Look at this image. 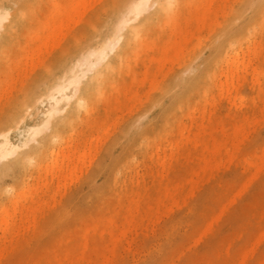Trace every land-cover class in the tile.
Masks as SVG:
<instances>
[{
  "label": "rangeland",
  "instance_id": "obj_1",
  "mask_svg": "<svg viewBox=\"0 0 264 264\" xmlns=\"http://www.w3.org/2000/svg\"><path fill=\"white\" fill-rule=\"evenodd\" d=\"M71 1L61 0V17H66L65 13L70 12L68 8ZM106 1H110V4L117 2ZM154 1L161 3L165 0H152ZM105 2L97 5L96 9L87 8L86 13L82 12L83 15L80 13L81 18L77 17L80 19L79 25L71 24L69 29H63L62 34H67L59 35L62 42L59 36L53 37L57 38L55 42L49 36L54 32L51 29L55 26L52 18L54 0H0V8L13 14V23L9 22L10 38L6 40L5 47L0 49V73L3 68L6 72L0 74V85L5 81L0 88L4 90L9 80V85L16 80L12 88L8 84L6 87L11 88L12 93L6 88L4 93L0 90L1 96L3 94L0 99V134L10 130L12 141L18 144L25 139L33 125L41 123V114L45 112L48 102L37 100L43 96L51 74L58 72L62 64L71 57L70 51L74 45L85 39L90 27L96 22L100 23L108 14ZM239 2L191 0L180 7L170 22L158 21V24L156 21L144 36L145 43L141 41L127 66L115 78L113 86H108L95 97L88 112L81 108L71 125L61 127L64 129L61 131L62 137L41 152L44 155L41 164H36L34 160L25 161L28 156L33 157L34 148L40 147L39 141L44 142L51 134V125L41 131L37 142L31 141L19 151L16 157L19 156L22 160H14V157L10 159V166L6 165L7 162L0 163V187L4 188L0 192L1 213L5 208H10L9 212L13 213V207L20 201L15 202L13 199H22L19 191L22 190L23 193L24 187L28 189L24 190L27 202L26 199L22 200L18 203L21 207H15L18 210L16 234L4 238L2 230L0 231V248L5 250L1 252L3 255L0 254V264H264V26L249 31V36L241 45H234L235 49H241V60L249 63L250 73L246 78L242 77L240 84L233 88L230 86L231 93L230 90L227 93V84L222 85L228 81L225 80L228 66L223 61L224 58L220 60L215 57V72L208 79L205 78L207 75L201 78L214 59L209 58L210 48L206 40L214 31L221 29L228 13L237 8ZM147 6L149 9L153 3ZM250 22L248 18L238 20L239 24L247 27ZM29 34H34V38ZM232 35L231 33L230 37ZM46 36L50 38H47L48 41L52 39L54 43L60 44L52 48L49 43L53 41L48 42ZM42 40L48 42V49L44 45L42 51H37L41 52L35 54L39 56L36 57L38 60L35 55L30 57L29 50L35 44H42ZM253 42L258 46L256 53L255 50L249 52L247 48L250 44L253 47ZM18 59L22 63L17 62ZM24 60L26 63L28 61L27 65ZM22 64L29 69L24 67L28 70H21ZM253 66L260 74H254L257 70L254 71ZM20 70L22 73L18 72ZM181 74L187 80L197 77L199 81L188 92H181L178 98L174 97L175 93L167 92L165 99L159 103L162 91L171 79H179ZM220 85L223 87L220 88ZM8 95L10 96L7 97ZM181 98L180 102H175V99ZM70 106L73 108V104ZM62 119L63 115L55 119L53 124L61 123ZM244 135V138L241 137ZM67 136L69 141L72 138L73 143L67 141ZM181 136L185 137L184 145L175 150L174 160H170L165 169L162 168L159 164H162L163 158L156 159V152L159 148L163 150L169 142L179 140ZM85 142L87 147H83ZM69 143L71 146L76 144L77 148L71 147ZM65 144L68 146L65 147ZM64 148H68V151H63ZM52 149L56 154L58 150V156L55 152L53 154ZM72 150L75 153L70 155ZM76 150L77 153L85 150V156L80 161L76 157L79 159L83 153L78 156ZM51 151L52 156L49 153ZM67 152H70V159ZM62 154L67 157L66 161L63 158L64 161L59 162ZM75 154L76 157L73 158L76 159L73 160L72 156ZM55 156L59 159L54 160ZM51 159L53 160L50 161ZM248 159L255 163L258 161V167L253 169ZM76 160L82 163L78 164L79 169L71 172L73 165L77 164ZM47 161L50 166L51 162L54 161L55 164L58 161L52 167L55 170L57 165L60 169L62 166L64 173L62 169L60 173V169L58 173L56 170L53 172L49 165L46 170ZM81 164L84 167L80 168ZM39 166L46 168L43 170ZM184 166H187L186 169ZM46 171L57 175L63 173L64 179L61 175L56 177ZM39 175L47 180L49 186L44 184L47 182ZM60 177L66 185L61 183ZM57 182L63 186L61 189ZM38 183L40 191L36 187ZM33 186L36 187V192L39 191L38 195ZM53 191L57 194L54 192L56 199L53 198L54 194L53 197L51 195ZM18 192L20 195L15 196ZM31 195L37 205L41 204V208L35 206L33 199L30 200ZM137 199L141 200L136 201ZM12 201L16 203H13L14 206ZM34 206L39 207L40 212L39 208L33 209ZM20 208L23 209L22 214ZM5 212L0 213V220ZM30 212L31 215L34 212L38 219L37 228L33 226L34 222L30 218L34 214L31 216ZM19 214L23 222L22 218L19 219ZM26 215L31 216V222L24 220ZM23 223L26 227L20 230ZM23 227L22 225L21 228ZM243 259L244 262L241 263Z\"/></svg>",
  "mask_w": 264,
  "mask_h": 264
},
{
  "label": "bare ground",
  "instance_id": "obj_2",
  "mask_svg": "<svg viewBox=\"0 0 264 264\" xmlns=\"http://www.w3.org/2000/svg\"><path fill=\"white\" fill-rule=\"evenodd\" d=\"M95 1V2H94ZM106 0H72L70 2V7L68 8L70 10V12L72 13H65L66 17L62 15H60L61 13V9H62V6H61V0H54V5H53V19H54V22H55V26H52L54 27L53 30L54 32L51 34L52 35H49L50 33L48 32L47 35L51 36L50 38H53V37H58L60 34H62L63 32V29H69L71 24H73L74 26H78L79 25V22H80V19H77V17H80L81 18V15L80 13H86V10L87 8L92 10V9H96V6L97 5H103L104 2ZM191 0H165L164 2H157V1H154L152 2V0H117V2L115 4H110V1H106L105 2V7H106V11L108 12V14L105 16V18L100 22H96L94 23L91 27H90V30L87 34V36L85 37V39H83L82 41H79L77 42L75 45H74V48L70 51V55L71 57L68 58L67 61H65L60 70L58 72H53L51 74V77H50V80L48 82V85H47V88L45 89L44 93H43V96H41L37 102H44L45 100H47L48 102V105H47V108L45 110V112L42 115V119H41V123L37 124V125H33L29 130V133L27 134V136H25V139L21 141V143H14L10 137V133L11 131L10 130H7L5 132H2L0 134V163L1 162H7L6 165L9 164V166L12 164V158L15 157L14 160H22L21 158L16 157L19 153V151L21 149H23L24 147H27V145L30 144V142L34 141V142H37V138L39 135H41V131L50 126L52 127V132L50 135H48V138L44 139L43 141L44 142H41L39 141L40 143V147L39 146H36L34 148V155L33 157L31 156H28L27 157V161L25 162H34L36 164H41V161L43 160L44 158V155H41V152L43 153L46 149V147L48 148L49 145L53 144L56 140L60 139L62 137V133L61 131H63L64 129H61V127H65V126H69L72 124L73 122V119L74 117L76 116L77 112L81 109V108H84L86 109V111L88 112L90 109H91V105H92V101L95 99V97H97V95L101 94L108 86L112 85L113 86V83H114V80L115 78L117 77L118 74H120V72L125 68V66H127L126 64H128V62L131 60V57L134 55V53L137 51V49L139 48V45L141 43V41L143 40L144 36L146 35V33L148 32L149 28L155 24V22L157 21H160V22H163V23H166V22H170L171 19L177 14V12L179 11L180 7H182L184 4L186 3H189ZM239 4L237 6V8L233 9L232 12L228 13V16L226 18V21H225V24L221 27V29H218L216 31L213 32V34L206 40L208 41L207 42V45L208 47L210 48V57L209 58H212L214 57V59H212L210 61V65L205 69V71L202 73V76L201 78H204L206 75L205 78L207 77H211L210 75H213L212 73L215 72L216 70V62H214L217 58L218 59H223V61H226V65L228 66V69H227V79H225L227 82L226 83H222V85L224 86V84H227L226 85V90H227V93H228V90H230V86L233 88V86L235 87L236 84H240L241 82V79L242 77H247L246 75L248 73H250V66H249V63L247 64L246 61H242L241 60V55H240V51L241 49L237 50L234 48V45L236 44H239L241 45V43H243L247 37L249 36V31L251 30H254L255 28L257 27H261V26H264V0H239ZM205 2V1H204ZM213 2V1H212ZM211 2V4H212ZM68 3V2H67ZM150 3H153V6H151L149 9H147V5H149ZM210 3V2H209ZM64 5V4H62ZM189 5V4H188ZM204 5V3H203ZM90 7V8H89ZM151 8L152 11L148 12L147 14H145L147 11H149ZM9 9V8H8ZM82 13V15H83ZM85 15V14H84ZM13 14L11 11L7 10V9H4V8H0V49L4 48L5 47V44H6V40L8 38H10V35H9V25H10V21L11 18H12ZM50 16V15H49ZM50 18V17H48ZM84 18V16H83ZM245 18H248L250 22V26L247 27L245 25H242V24H239L238 23V20H244ZM85 21V20H84ZM4 22H7L4 24ZM13 23V21H12ZM11 23V24H12ZM159 24V22H158ZM48 26H51V25H48ZM160 27V26H159ZM158 27V28H159ZM4 28V29H3ZM157 28V27H156ZM3 29V31H1ZM37 29V28H36ZM43 29V27H42ZM154 29V28H153ZM50 30V29H49ZM35 33V32H34ZM233 34L232 37H230V34ZM31 34V33H30ZM29 34V36H30ZM37 34V33H36ZM64 35L67 34V33H63ZM62 34V36H63ZM34 34H32V36H30L32 39L34 38L33 37ZM28 36V34H27ZM49 36L47 37L46 36V40L47 38L50 40ZM60 37V36H59ZM66 37V36H65ZM55 40V42H57V38H53ZM37 40V38L35 39ZM59 40H61V37L59 38ZM255 40V39H254ZM48 41V40H47ZM45 41L42 40L41 43L42 44H39V45H34L33 48H31L29 51L30 53L28 54H31V56L35 55V54H40L41 52H37L38 50L42 51V48L44 45H47L48 42H51L53 41L51 39V41ZM62 42V40H61ZM144 42V40H143ZM54 43V41L52 42ZM49 43L51 44L52 48H54L55 46L59 45L60 42L57 43ZM145 43V42H144ZM147 43V42H146ZM48 44V45H49ZM253 44V47H251L250 45H247V48H249V52H251V50H255L252 51V53H256L257 51V47L254 42L252 43ZM29 45V44H27ZM48 45L44 48H46V50L48 49ZM146 45V44H145ZM260 46V44H257ZM41 46V47H40ZM26 47V46H25ZM24 47V48H25ZM28 47V46H27ZM51 48V49H52ZM234 48V50L232 49ZM243 48V47H242ZM10 50V49H9ZM28 50V49H27ZM45 50V49H44ZM45 50V51H46ZM53 50V49H52ZM145 50V48H144ZM243 51V50H242ZM37 52V53H36ZM244 52V51H243ZM242 52V53H243ZM248 52V55L250 54ZM244 54V53H243ZM11 56V55H10ZM19 55H17L18 57ZM24 56V55H22ZM27 56V54L25 55V57ZM29 56V55H28ZM13 57V56H12ZM35 58L36 57H39V56H34ZM216 57V59H215ZM255 57V56H254ZM24 58V57H22ZM29 58V57H28ZM21 59V57H20ZM18 59L17 62H21L22 60ZM38 60V58H36ZM252 59V58H251ZM255 59V58H254ZM20 60V61H19ZM27 60V59H26ZM31 60H33V57L31 58ZM36 60V61H37ZM164 60V59H163ZM253 60V59H252ZM15 62V63H17ZM24 64L27 65L26 61L24 60ZM31 62V61H30ZM39 63V61H37ZM164 62V61H163ZM214 62V63H213ZM253 62V61H252ZM7 63V62H6ZM22 63V62H21ZM213 63V64H212ZM30 64V63H29ZM35 64V63H34ZM1 65V63H0ZM14 65V64H12ZM224 65V64H223ZM252 65V64H251ZM2 66V65H1ZM18 66V65H17ZM23 67V64L21 65ZM20 66V67H21ZM31 66V65H30ZM33 66V64H32ZM31 66V67H32ZM37 66V65H36ZM226 66V67H227ZM13 67V66H12ZM21 67V68H22ZM25 67V66H24ZM21 69V70H26V69ZM30 67V68H31ZM255 67V66H253ZM25 68H28V67H25ZM224 68V66H223ZM5 69V68H3ZM2 69V72H5V70ZM20 69V68H19ZM29 69V68H28ZM27 69V70H28ZM191 69V68H190ZM189 69V70H190ZM225 69V68H224ZM18 71V72H21ZM26 70V71H27ZM192 70V69H191ZM222 70V69H221ZM253 70H257L256 67L255 69L253 68ZM1 71V69H0ZM146 71V70H145ZM224 71V70H222ZM253 71V72H254ZM2 72L0 74H2ZM17 72V71H16ZM25 72V71H23ZM8 73V72H7ZM22 73V72H21ZM27 73V72H26ZM156 73V72H155ZM187 73V72H185ZM222 73V72H221ZM260 74L259 70H257V72L255 71L254 74ZM6 74V72H5ZM17 75H20V73H16ZM15 74V75H16ZM14 75V73H13ZM12 75V76H13ZM23 75V74H22ZM1 76V75H0ZM8 76V75H7ZM216 76V75H215ZM6 77V76H4ZM19 77V76H17ZM214 77V76H213ZM200 78V79H201ZM173 79V78H172ZM168 83V86L162 91V97L159 99V103H161L164 99H165V94L167 92H169L170 94H174V97H180L181 95V92L182 93H186L188 92L190 89H192L191 87L197 83V81H199V78H192V79H189L187 80L185 75L184 74H181L180 78H176V79H173ZM208 79V78H207ZM206 79V80H207ZM9 80V79H8ZM7 80V81H8ZM15 81V82H14ZM12 81V84L13 82L16 83V80ZM11 82V80H9V83L8 86H11L12 88V84L9 85ZM5 83V81H4ZM3 81H2V85L0 86H3ZM204 83V82H203ZM217 83V82H216ZM219 83V84H221ZM7 84H6V87H7ZM16 85V84H15ZM220 85L219 87L221 88ZM5 86V85H4ZM222 86V87H223ZM5 87V88H6ZM2 88V87H1ZM0 90H3V88ZM4 88V90H6ZM9 88V87H8ZM7 89L9 90L10 92L12 91V89ZM1 91V92H6V91ZM221 90H224V88H222ZM192 91V90H191ZM208 91V90H207ZM232 89L230 90V93H231ZM0 92V93H1ZM222 92V91H221ZM12 93V92H11ZM125 93V92H124ZM223 93V92H222ZM6 95V94H5ZM11 95V94H10ZM10 95H8L7 97H9ZM128 95V94H127ZM3 96V94H2ZM2 96L0 94V99H2ZM184 96V95H183ZM212 96V95H211ZM6 97V96H4ZM130 97V96H129ZM223 97V96H222ZM15 99V98H14ZM182 100L181 99H175V102L178 103ZM157 102V103H158ZM22 103V102H21ZM215 103V102H214ZM73 104V108L70 106ZM111 104V103H110ZM119 104V103H118ZM117 104V105H118ZM121 104V103H120ZM119 104V105H120ZM107 105V104H105ZM104 105V106H105ZM188 106V105H187ZM71 107V108H70ZM119 107V106H117ZM212 107V106H211ZM180 108V107H179ZM214 108H216L214 106ZM213 108V109H214ZM117 109V108H116ZM206 110V109H205ZM210 111V110H209ZM86 112V113H87ZM204 112H202L203 114ZM206 113V111H205ZM190 114V113H189ZM61 115H63V119H62V122L59 123V122H56L55 124H53L54 120L55 119H58L61 117ZM217 115H219L217 113ZM211 116V114H210ZM209 116V117H210ZM144 117V116H143ZM142 117V118H143ZM20 122H23L20 121ZM169 122V121H168ZM234 122V121H233ZM139 123V122H138ZM234 124V123H233ZM20 125V124H19ZM18 125V126H19ZM240 126V125H239ZM48 129V128H47ZM185 129V128H184ZM183 129V130H184ZM218 129V128H217ZM200 130V129H199ZM204 130V129H203ZM121 132V131H120ZM123 132V131H122ZM199 132V131H198ZM210 132V131H209ZM78 133V131H77ZM72 134V133H71ZM74 134V132H73ZM72 134V136H73ZM195 134V133H194ZM225 134V133H224ZM227 134V133H226ZM239 134V133H238ZM76 135V134H75ZM243 135V133H242ZM247 135V134H246ZM246 135L244 136H241V137H245ZM239 136V135H238ZM68 137V136H67ZM236 137V136H235ZM146 138V137H145ZM69 141V137L67 138ZM70 139L72 140V138L70 137ZM188 139V137L186 138ZM234 139H237V138H234ZM242 139V138H240ZM63 140V143H64V138L62 139ZM70 140V141H71ZM142 140V139H141ZM195 140V139H194ZM243 140V139H242ZM69 141V142H70ZM82 141V140H81ZM206 141V139H205ZM227 141V140H226ZM236 141V140H235ZM240 141V140H239ZM20 142V141H19ZM62 142V141H61ZM72 142V141H71ZM75 142V141H74ZM219 142V141H218ZM217 142V143H218ZM234 142V141H233ZM73 143V142H72ZM75 143H79V142H75ZM185 143V137L184 136H181V138H179V140H176V141H171L169 142L165 148L163 147V150L161 148L158 149V152L157 153V157L156 159H161L163 158V160L161 161L162 164H159V165H162V168L165 169V167L167 166V164L169 163V161H173L174 159L173 156H174V152L175 150H177L179 147L183 146ZM212 143H215L214 141ZM220 143V142H219ZM218 143V144H219ZM67 144V143H66ZM65 144V145H66ZM80 144V143H79ZM87 143L85 142L84 146L86 145ZM198 144V142H197ZM216 144V143H215ZM214 144V145H215ZM239 144V143H238ZM62 145V144H61ZM69 145L71 146V144L69 143ZM212 145V146H214ZM231 145H234L231 144ZM236 145V144H235ZM60 146V145H59ZM68 145H66L65 147H67ZM78 146V145H77ZM82 146V145H80ZM71 147H76V144H74V146H71ZM70 147V148H71ZM82 147V148H83ZM87 147V145H86ZM232 147V146H231ZM235 147V146H234ZM58 148V147H57ZM62 148H63V145H62ZM69 148V149H70ZM77 148V147H76ZM217 148V147H215ZM230 148V147H229ZM228 148V150H229ZM66 148L63 149V151H65ZM68 149V148H67ZM66 149V151H68ZM79 149V148H78ZM84 149V148H83ZM157 149V148H156ZM198 149H201V148H198ZM197 149V150H198ZM236 149V148H235ZM264 149V148H263ZM53 150V149H52ZM71 150V149H70ZM69 150V151H70ZM86 150V149H85ZM84 150V152H85ZM204 150V149H203ZM234 149H232V152H233ZM50 151V150H49ZM59 151H61V149H59ZM73 151V150H72ZM71 153L70 152H67V157H68V154L70 153V155H73V153H75V149L74 151ZM83 151V150H82ZM172 152V154H168L169 152ZM179 151V150H178ZM231 151V150H230ZM264 151V150H262ZM55 150H53V154H54ZM83 153V155H81L82 153H80V150H79V153H77V150H76V153L78 154V156L81 155V157L78 159V157H76V154L74 156H72V159L75 160L77 158L78 161H80V159H82V157L85 156V153ZM255 152V151H254ZM50 155L52 156V151L49 152ZM62 153V151L60 152ZM66 153V152H65ZM225 153V152H224ZM57 154H58V150H57ZM55 152V155L58 156ZM154 155V153H152ZM177 154V153H176ZM195 154V153H194ZM227 154V152H226ZM230 155H233L231 154V152L229 153ZM256 154V153H255ZM264 154V152H263ZM64 154H62V158L61 160L59 158H56V156L53 158L55 160H58L59 159V162L60 161H64L63 158H65V161H66V158L65 156H63ZM66 155V154H65ZM69 155V156H70ZM61 156V155H60ZM188 156V155H187ZM228 156V155H227ZM25 157V156H24ZM73 157H76V158H73ZM153 157V156H151ZM216 157V156H215ZM229 158H231V156H228ZM251 157V156H250ZM249 157V158H250ZM26 158V157H25ZM71 158V156H70ZM68 157V159H70ZM133 158V157H132ZM228 158V159H229ZM245 158V157H244ZM243 158V160H244ZM53 159H51L50 161H52ZM154 159V158H153ZM216 159V158H215ZM234 159V158H233ZM19 160V161H20ZM26 160V159H24ZM34 160V161H33ZM77 160L75 162H77ZM197 160V159H196ZM195 160V161H196ZM249 160V159H248ZM83 161V160H82ZM221 161V160H220ZM230 161V160H229ZM239 161V160H238ZM15 162V161H14ZM54 162V161H53ZM52 163V165L50 166V164L48 163V161L46 162V170L50 167H55L56 164H58L56 161L55 164ZM69 162V160H68ZM71 162V161H70ZM74 161H72L73 163ZM74 162V163H75ZM88 163V161H85ZM90 163L92 162L91 160L89 161ZM241 162V161H240ZM48 163V164H47ZM66 162H64L65 164ZM73 163V164H74ZM82 163V162H80ZM79 162H77V167L76 165H73V169L70 170L71 172L74 170V169H79V165L80 164ZM89 163V164H90ZM139 163V161H138ZM249 165L251 167H253V169H255L256 167H258L259 165V162L256 161L255 162H251L249 160ZM35 164V165H36ZM54 164V165H53ZM83 164H84V161H83ZM86 164V163H85ZM88 164V165H89ZM218 164V162H217ZM243 164V163H242ZM44 163L41 165L43 166ZM49 165V167H48ZM67 165V164H65ZM91 165V164H90ZM178 165V164H177ZM207 165V164H205ZM241 165V164H240ZM32 166V165H31ZM72 166V165H71ZM71 166H70V169H71ZM87 166V164H86ZM30 167V166H29ZM38 167V166H37ZM43 167V168H44ZM52 167L51 170H54V168ZM61 169H62V166H60ZM69 167V165L67 166ZM76 167V168H74ZM84 166H82L81 164V167L82 168ZM149 167V166H148ZM185 169L187 166H184ZM193 167V166H192ZM207 167V166H206ZM217 167V166H215ZM39 168L43 169L42 167L39 166ZM38 168V170H39ZM45 168L43 170H45ZM86 168V167H85ZM190 168V167H188ZM208 168V167H207ZM213 168V167H212ZM30 169V168H29ZM40 169V170H41ZM58 169V170H57ZM57 169L55 168L56 172L59 171V166L57 165ZM61 169L59 171V173L61 172ZM65 169H69V168H66ZM50 170V169H49ZM48 170V171H49ZM55 170L53 172H55ZM63 173H64V167L62 169ZM189 170V169H188ZM259 170V169H257ZM37 171V170H36ZM48 171H46L48 173ZM76 171V170H75ZM83 171V170H82ZM87 172V168L85 170ZM51 172V171H50ZM53 172L51 173H48V174H52ZM65 172H68V171H65ZM153 172V171H152ZM158 172V171H157ZM260 172V171H259ZM40 173V172H39ZM45 173V174H47ZM58 173V172H57ZM57 173H53L55 174L54 176H62V174H58ZM159 173V172H158ZM31 174V173H30ZM153 174V173H152ZM256 174V171L255 173ZM36 175V174H35ZM41 175V173H40ZM39 175V176H40ZM159 175V174H157ZM184 175V173H183ZM258 175V174H257ZM43 176V175H42ZM51 176V175H49ZM64 176V174H63ZM62 176V179H64V177ZM139 176V175H138ZM137 176V177H138ZM155 176V175H154ZM153 176V177H154ZM164 176V175H163ZM162 176V177H163ZM194 176V175H193ZM197 176H198V173H197ZM247 176V175H246ZM25 177V176H24ZM46 177V175H45ZM48 177V175H47ZM46 177V178H47ZM53 177V176H52ZM115 177V176H114ZM144 177V176H142ZM192 177V176H191ZM38 178V177H37ZM40 178H42L40 176ZM51 178V177H50ZM54 178V177H53ZM52 178V180H53ZM43 179V178H42ZM41 179V180H42ZM57 179V178H56ZM61 179V177H60ZM58 179V180H60ZM62 179L60 180L61 183H62ZM117 179V178H116ZM24 180V179H23ZM40 180V179H39ZM44 180V179H43ZM42 180V181H43ZM193 180V179H192ZM47 182V180H44ZM117 181V180H116ZM137 181L139 182V180L137 179ZM39 182V181H37ZM36 182V183H37ZM59 182V181H58ZM57 182V186L59 187L60 184ZM65 182V180H64ZM41 183H44V182H41ZM50 184L52 183L49 182ZM66 183V182H65ZM65 183H62L64 185H66ZM45 185H48V182L47 183H44ZM59 184V185H58ZM172 184V183H171ZM9 185V184H8ZM35 185V184H34ZM37 186V190L38 189V184H36ZM11 186V184H10ZM25 186V184H24ZM27 186V185H26ZM42 186V185H40ZM49 186V185H48ZM141 186V185H140ZM178 186V185H176ZM35 187V186H33ZM36 187H35V193H37L36 195H38V192H36ZM43 187H46L43 185ZM42 187V188H43ZM57 187V188H58ZM61 187L63 186H60V189ZM66 187V186H64ZM8 188V187H7ZM10 188V187H9ZM8 188V189H9ZM26 189V187H24ZM22 188V189H24ZM28 188V187H27ZM32 187H30L29 189H31ZM141 188V187H140ZM175 188V186H174ZM24 189V190H25ZM48 188H46L47 190ZM66 189V188H65ZM151 189V187H150ZM13 190V189H12ZM23 190V193L21 191L20 194L18 192V194H16L15 196H22L21 198L22 199H19V198H14L13 200L16 202L17 200H20V201H17V205L14 206V201H12V206H14L12 209L14 210L13 213L9 210L10 208H8V210L5 208V210L2 208L3 213L5 211H7V213L5 212V214L2 216V220H0V231L2 230V235L5 237H7L8 235H12V234H16V230L17 229V226H16V215H17V212L18 210L15 208L17 206H20L18 203L21 202L22 200H25L27 202V199L28 198H25V194H24V191ZM28 190V189H26ZM32 190V189H31ZM29 190V193H31L32 191ZM44 190V189H42ZM44 190V191H46ZM56 190V189H54ZM59 190V188H58ZM58 190H56L58 193H60ZM154 190V189H153ZM170 190V189H168ZM4 191V188L0 187V192H3ZM11 191V190H10ZM149 191V190H148ZM162 191V189H161ZM43 192V191H42ZM55 191H53V193L51 194L52 197L56 194H54ZM164 191H162L163 193ZM178 192V191H177ZM29 193L26 195H29ZM46 193V192H45ZM43 193V194H45ZM168 193V191L166 192V194ZM33 194V192L31 193ZM43 194L41 196H43ZM54 194V195H53ZM61 194V193H60ZM34 195V194H33ZM49 195V194H48ZM57 195V194H56ZM56 195L53 197L54 199H56ZM168 195V194H167ZM19 196V197H20ZM25 196V197H24ZM161 196V195H160ZM28 197V196H27ZM31 197V198H30ZM39 197V196H38ZM30 200H32L34 197L29 196ZM40 198V197H39ZM51 198V197H50ZM52 198V199H53ZM142 198V197H141ZM158 198V196L156 197ZM51 199V200H52ZM53 199V200H54ZM41 200V199H40ZM44 200V199H43ZM41 200V201H43ZM141 199H137L136 201H139ZM179 200V199H178ZM35 200L33 199V203L36 204V201L34 202ZM40 203H44L47 204L46 200L44 202H41ZM50 201V200H49ZM55 201V200H54ZM25 202V203H26ZM38 202V201H37ZM8 203V202H7ZM32 203V201H31ZM55 203V202H54ZM264 203V202H262ZM23 204V202H22ZM29 206H32L30 205V203H28ZM10 205H11V202H10ZM24 205V204H23ZM34 205V204H33ZM41 205V204H40ZM39 203L38 205L36 204L35 206H40ZM48 205V204H47ZM56 205V203L54 204V206ZM177 205V204H176ZM33 207V209L35 208H39V207ZM50 205H48L47 207H49ZM52 205V207H54ZM263 206V205H262ZM6 207V205H5ZM21 207V206H20ZM26 207V206H25ZM28 207V205H27ZM45 207V206H44ZM225 207V206H224ZM24 208V207H22ZM20 208L21 210V214L23 212V209ZM41 208V206H40ZM40 208L38 209L40 212ZM56 208V206H55ZM253 209V207H251ZM11 209V210H12ZM16 209V210H15ZM19 209V208H18ZM26 209V208H25ZM43 209V208H42ZM28 210H29V207H28ZM59 210V209H58ZM139 210V209H138ZM137 210V211H138ZM27 211V209L25 210ZM31 211V208L30 210ZM34 212L36 210H33ZM34 212H32L34 214ZM62 212V211H61ZM61 212H59L61 214ZM0 213H1V210H0ZM1 213V214H3ZM19 214V216L21 215ZM24 214H27V213H24ZM32 214V215H33ZM66 214V213H65ZM70 214V213H69ZM30 215H31V212H30ZM30 215H26V219H24L25 221H29V216ZM31 215V216H32ZM25 216V215H24ZM30 216V217H31ZM35 214L33 215V218H30L31 221L33 220L34 224V228H37V222H38V219L35 218ZM64 216V215H62ZM22 216H20L19 219H21ZM25 218V217H24ZM28 218V220H27ZM133 219V218H132ZM21 221V220H20ZM29 221V222H31ZM56 221V220H55ZM132 221H135V220H132ZM262 221V220H261ZM18 222V221H17ZM22 222H23V218H22ZM28 222V224H29ZM21 223V222H20ZM19 223V225H20ZM262 223V222H261ZM26 224V222H25ZM28 224H27V227H28ZM134 224V223H133ZM264 224V223H262ZM24 226L23 228H21V226ZM20 226V230L21 229H24L26 227V225H24V223ZM30 225V224H29ZM32 225V224H31ZM135 225V224H134ZM67 226V225H66ZM129 226H130V223H129ZM19 228V226H18ZM129 228V227H128ZM30 229V227H29ZM52 230V228H50ZM55 229V228H54ZM59 229V228H58ZM28 230V229H27ZM56 230V229H55ZM130 230V229H129ZM24 232L26 230H23ZM29 231V230H28ZM44 231V230H43ZM58 231V230H57ZM123 231V230H122ZM120 231V233L122 232ZM39 232V231H38ZM56 232V231H54ZM22 233V232H21ZM262 233V232H261ZM25 234V233H24ZM29 234V233H27ZM37 234V232H36ZM40 234V233H39ZM122 234V233H121ZM262 235V234H261ZM22 236V235H21ZM30 236V235H29ZM1 234H0V238H1ZM121 237V236H120ZM19 238V237H18ZM17 238V239H18ZM10 240V239H8ZM13 240V239H11ZM4 241V240H3ZM256 241V240H255ZM254 241V242H255ZM5 242V241H4ZM3 242V243H4ZM257 242V241H256ZM255 242V243H256ZM12 243V242H11ZM11 243H10V249L11 248ZM17 243V242H16ZM116 243V241H115ZM115 243H113L115 245ZM255 243H253L255 245ZM257 244V243H256ZM2 245V243L0 244ZM8 245V244H7ZM129 247V246H128ZM127 247V248H128ZM253 247V246H252ZM2 248V251H0V254L3 255L1 252H5V250ZM0 248V250H1ZM7 248V246H6ZM5 248V249H6ZM114 248V247H113ZM253 248H251L252 250ZM7 251V249H6ZM253 251V250H252ZM124 253V252H123ZM247 255H248V252H247ZM6 256V254H5ZM1 257V256H0ZM242 257V256H241ZM247 257V256H246ZM109 258V257H108ZM107 258V259H108ZM244 258V257H243ZM83 259V258H82ZM246 259V258H245ZM39 261V260H37ZM1 262V261H0ZM97 262H99V260H97ZM244 262V259L241 261V263ZM90 263V262H89ZM262 263V262H261ZM99 264V263H98ZM104 264V263H103ZM214 264V263H213Z\"/></svg>",
  "mask_w": 264,
  "mask_h": 264
}]
</instances>
